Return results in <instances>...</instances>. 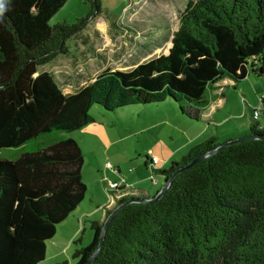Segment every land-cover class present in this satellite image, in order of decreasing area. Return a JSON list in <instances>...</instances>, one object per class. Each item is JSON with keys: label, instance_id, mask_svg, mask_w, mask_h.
Segmentation results:
<instances>
[{"label": "trees", "instance_id": "obj_1", "mask_svg": "<svg viewBox=\"0 0 264 264\" xmlns=\"http://www.w3.org/2000/svg\"><path fill=\"white\" fill-rule=\"evenodd\" d=\"M67 2L6 0L0 20V149L22 151L0 158V264L44 262L57 227L82 205L85 159L65 135L94 123L93 106L112 112L170 100L198 121L216 83L264 77V0H191L167 55L128 72L106 70L64 95L40 68L66 55V42L86 27L88 18L50 26ZM249 130L264 136L259 121ZM220 145L210 138L154 173L166 182ZM103 226L93 223V241L76 252V264L89 263ZM94 264H264V140L199 162L154 204L124 207L110 221Z\"/></svg>", "mask_w": 264, "mask_h": 264}, {"label": "rangeland", "instance_id": "obj_2", "mask_svg": "<svg viewBox=\"0 0 264 264\" xmlns=\"http://www.w3.org/2000/svg\"><path fill=\"white\" fill-rule=\"evenodd\" d=\"M98 1L97 7L96 0H68L50 21V26L54 27L62 23L73 25L88 18L84 30L66 42L68 53L58 55L55 60L40 68V72L47 71L53 75L64 95L77 93L93 83L96 77L106 70L128 72L135 69L136 65L151 61L162 54L166 55L172 48L173 34L178 30L185 7L191 0ZM156 51L158 54H155ZM249 77L259 79L261 84H264V77L253 74ZM262 94L264 90L259 93ZM259 95L253 94L255 103L251 105L241 97L243 120L240 123L250 125L253 122L252 110L261 106ZM262 108L261 125L264 126V107ZM90 114L94 117V123L65 135L78 143L85 159L83 181L88 191L78 212L73 215L75 218L71 215L72 225L77 227L78 223L81 231L73 244L69 245L68 237L73 233L68 223L71 219L60 224L57 234L48 243L49 261L46 259L40 264H76L79 261L75 258L76 252L92 243L95 235L92 226L100 214L91 218L82 214L91 212L99 202L104 204L112 200L113 193H110L105 183L109 179L114 180L116 176L110 171L114 169H109L107 163L112 167L123 163L131 175H134L136 170L138 173H144L145 154L149 150L169 153L187 141L185 135L173 133L162 123V126L153 128V125L160 121L177 124L176 119L187 120L180 114L176 103L170 100L150 106H128L112 112H106L102 107L95 105ZM238 122L232 120L230 125L237 126ZM29 145L32 149L36 142ZM19 151L0 149V158H17L22 152ZM180 162L181 160L178 163ZM169 166L170 164L167 169ZM152 175V172H146V176L151 178L143 184L149 189L151 196L159 188L162 189L165 179L158 173ZM153 180H157L159 185H153ZM145 188L143 189L147 191ZM114 195L119 198L118 192ZM67 246L69 248L62 252L58 262L50 263L52 251H63Z\"/></svg>", "mask_w": 264, "mask_h": 264}, {"label": "crops", "instance_id": "obj_3", "mask_svg": "<svg viewBox=\"0 0 264 264\" xmlns=\"http://www.w3.org/2000/svg\"><path fill=\"white\" fill-rule=\"evenodd\" d=\"M169 53V52H168ZM167 55V54H166ZM137 66V65H136ZM135 66V67H136ZM94 82V81H93ZM264 90V84H261L259 79H250V77H247L245 80L235 83V81L231 79H225L223 81H219L216 83L211 95V100L208 108H204L200 112V119L198 121H191V119L187 118V120L182 119H176L177 124H173L170 121V124L166 121H160L159 123H155L153 128H157L162 126V124L168 126V130H172L173 133L177 132L181 135H185L187 137V141L183 146L177 147V149L172 150L169 153H161V151L157 152L154 150H149L147 154H145V164L143 172L139 173L137 170L135 171L134 175L128 174L129 171L125 169V165L123 163H118L116 167H113L114 170H110L115 174L116 177H114V180L109 179L113 182H119L120 180L124 181L126 184H128L131 188L128 190V192H119L118 195L120 196L118 199L115 193H113L112 200L110 202L106 203H97V206L93 207L91 209V212H83L82 215L87 216V218H91L93 216H97L100 214V217L96 222H98L101 225H104L105 221H107V213L114 210L116 206H118V203L123 198H136V197H145V199L152 198L156 193H158L161 189L151 196L149 194V189H146L143 184L148 181V178H151L149 176H146V172H152L151 166L148 165L151 164V158L156 157L158 159V164H156V169L166 170L167 166L172 163H178L180 160H182L189 151H191L195 146L200 145L201 143H205L210 138H217L219 144L225 143L230 140H236L240 137L250 135L249 128L252 126V123L249 125L248 123H240V121L243 120L242 118V102L241 97L243 100L247 102V104L251 105L254 104L255 101L253 99V94L259 95V93H262ZM263 95V94H262ZM261 96V95H259ZM255 110V109H254ZM234 120L235 122H238L237 126H231V121ZM252 120H253V110H252ZM160 124V125H159ZM173 126H172V125ZM197 124L200 125V127H195ZM259 124H261V118L259 120ZM159 125V126H158ZM184 127V128H183ZM192 129V130H190ZM174 137V136H172ZM148 159V161H147ZM147 164V165H146ZM133 174V173H132ZM106 182V181H105ZM106 185V183H105ZM155 186L159 185V182L157 181L156 184H153ZM142 186L141 188H139ZM143 188H145L147 191H145ZM114 198V199H113ZM79 208V207H78ZM78 208L74 212L73 215L78 212ZM72 215V216H73ZM70 216L68 219V223L70 225V230L73 232L68 237L69 245L73 244L75 239L80 234V227L73 226L71 222L72 218H75L74 216ZM72 217V218H71ZM68 226H66L67 228ZM64 228V229H66ZM49 246L46 248L47 256L49 254L48 251ZM69 248L68 246L63 248V251H59L57 249H54L51 253V260L52 262H58V259L62 255V252H65V249ZM47 257L46 259H48ZM49 261V259H48Z\"/></svg>", "mask_w": 264, "mask_h": 264}, {"label": "water", "instance_id": "obj_4", "mask_svg": "<svg viewBox=\"0 0 264 264\" xmlns=\"http://www.w3.org/2000/svg\"><path fill=\"white\" fill-rule=\"evenodd\" d=\"M258 139H262L264 140V136L262 135H246L243 137H240L236 140H230L227 141L225 143H222L220 146H218L215 150L210 151L206 154H202L198 157H196L190 164L185 165L184 167H182L181 169H179L177 172H174V174L170 177V179H168L166 182H164V185L162 187V189L156 193L152 198L149 199H145V197H136V198H129L123 205L118 206L117 208L115 207V209L112 211V213L110 214V216L108 217L107 221H105L104 226H103V230H102V235L100 236V244L98 246L97 249H95V251L93 252L89 263L87 264H94L96 257L100 251V249H102V245H103V238L104 235L106 234V230L107 227L110 223V221H112V219L114 218L115 215H117L124 207H127L128 205H132V204H154L157 201H160L163 196L168 192V190L170 189L173 180L176 179L181 173H183L184 171L192 168L194 165L198 164L199 162L206 160L212 156H214L215 154H217L218 152L224 150L225 148L231 146V145H237V144H241L245 141H253V140H258Z\"/></svg>", "mask_w": 264, "mask_h": 264}, {"label": "built area", "instance_id": "obj_5", "mask_svg": "<svg viewBox=\"0 0 264 264\" xmlns=\"http://www.w3.org/2000/svg\"><path fill=\"white\" fill-rule=\"evenodd\" d=\"M262 100H264V94L263 95H261L260 96V108L259 109H255V110H253V120L254 121H259L260 120V118H261V115H262V107H263V101ZM260 126L262 127L263 125H261L260 124ZM264 127V126H263ZM151 171H152V173H153V175L152 176H154V170L156 169V164H158V159L156 158V157H152L151 158ZM107 167L109 168V169H114L111 165H110V163H107ZM153 182V184H156L157 183V180H153L152 181ZM106 188L109 190V191H111L110 193H119V192H128V190H130V186L128 185V184H126L124 181H120V182H113V181H110V180H108L107 182H106ZM120 196H122V195H120L119 194V197Z\"/></svg>", "mask_w": 264, "mask_h": 264}, {"label": "clouds", "instance_id": "obj_6", "mask_svg": "<svg viewBox=\"0 0 264 264\" xmlns=\"http://www.w3.org/2000/svg\"><path fill=\"white\" fill-rule=\"evenodd\" d=\"M6 0H0V20L3 19Z\"/></svg>", "mask_w": 264, "mask_h": 264}]
</instances>
